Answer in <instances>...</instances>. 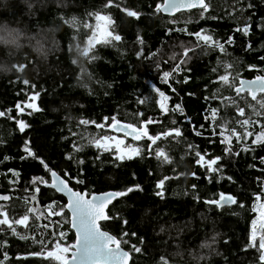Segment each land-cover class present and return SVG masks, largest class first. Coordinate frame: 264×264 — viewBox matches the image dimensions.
Segmentation results:
<instances>
[{
	"label": "trees",
	"instance_id": "16d2710c",
	"mask_svg": "<svg viewBox=\"0 0 264 264\" xmlns=\"http://www.w3.org/2000/svg\"><path fill=\"white\" fill-rule=\"evenodd\" d=\"M162 1L112 0L110 5L108 0L0 1V26H20L31 34L50 30L58 44L45 61H40L36 51L28 46L13 50L0 44V112L5 113L0 116V195L10 197L8 201L0 200V210L6 211L11 220L28 214L27 228L14 227L17 233L31 237L22 240L6 225H0L2 264H52L46 254L31 255L42 250L33 239L43 238L45 253L53 248L55 240L66 245L74 240L66 212L62 215L64 221H59L62 216L48 215L49 206L59 211V206L65 204L64 197L39 181L33 183L35 177L49 182V173L40 159L65 179L67 171L83 180L82 184L72 181L70 185L76 190L92 193L133 187L108 209L110 216L116 218L103 223L104 230L121 239V246L131 254L130 264H261L260 252L249 247L248 234L255 216L254 205L264 202V143L253 144L254 135L239 144L233 138L231 149L238 154H227L228 145L220 142L219 134L212 133L220 132L223 121L243 133L236 121L249 116L264 124V116L251 115L249 105L257 109L258 105L247 92L237 96L217 81L218 75L225 73V63L233 64L234 70L230 71L233 75L239 72L242 79L264 75V26H259L264 25V0H210L205 19L185 18L184 23L174 24L160 13L153 14L155 5ZM249 3L253 7L248 8ZM122 9L141 15L130 17ZM96 13L110 18L108 31L121 35L120 42L89 48L87 38L97 25ZM246 23L251 26L247 35L236 30L243 29ZM183 28L191 32L203 28L221 42L231 36L232 43L225 44L227 54L194 48L188 53L191 59L176 73L169 70V61L165 60L168 47H192L195 43L194 36L176 31ZM249 65L255 68L249 70ZM214 68L217 71H212ZM163 72L172 73L167 82ZM25 80L28 85L23 83ZM156 89L169 97L167 113H161ZM33 91L39 93V110L18 114L17 102L22 105ZM213 93H217L215 98ZM257 96L264 98V94ZM222 97H230L235 103ZM176 105L182 111L175 110ZM237 106L245 108L244 117L237 115ZM213 108L217 109L215 121L211 116ZM112 116L137 127L151 118L158 122L144 125L150 134L179 128L182 135L161 137L151 151L147 147L151 142L143 138L138 144L140 155L118 160L114 149L102 151L89 143L90 138L103 135L102 131L92 124L79 123L82 119L104 123L105 117L111 120ZM17 120L28 125L23 132L19 131ZM249 130L259 132L260 124ZM25 141L40 159L27 155ZM74 144L81 150L75 151ZM245 146L248 151L243 150ZM157 148L164 150L170 163L156 157ZM196 151L207 153L205 159L221 157L220 170L208 173L206 166L200 167ZM69 155L72 159L66 158ZM6 156L9 159H4ZM81 160L83 163H79ZM10 169L19 175H13ZM165 176L168 179L162 189L157 188V182ZM137 184L139 188L134 187ZM34 186L40 188L39 193H34ZM159 191H163V198L156 195ZM220 193L231 194L237 203L223 207L204 203L219 199ZM33 195L35 201L31 199ZM53 200L55 205L51 204ZM29 207H35L36 213H28ZM37 215L41 216L38 221ZM45 224L50 226L45 229ZM61 231L66 234L62 239L58 236ZM123 232L129 235L123 236ZM132 245L141 248V252L133 251Z\"/></svg>",
	"mask_w": 264,
	"mask_h": 264
},
{
	"label": "snow or ice",
	"instance_id": "6c2138e0",
	"mask_svg": "<svg viewBox=\"0 0 264 264\" xmlns=\"http://www.w3.org/2000/svg\"><path fill=\"white\" fill-rule=\"evenodd\" d=\"M112 3V0H108V4L110 5ZM107 6V5H106ZM248 8L253 7L252 4H247ZM198 9L199 10V18L205 19V13L209 12V9L211 8L210 0H163V3H157L155 5V8L153 10V14L156 13H167L169 16H172L175 12H179L181 10H191V9ZM235 10V9H234ZM244 10V5H241L240 11ZM122 11H125L128 16L130 17H136L139 18L141 13L136 11H131L128 9H122ZM215 18V17H212ZM96 21H105L106 23H111V20L108 16L101 15L99 13L95 14ZM176 20L170 19L168 23L174 24L176 23ZM189 21H185V23H188ZM87 27V25H85ZM264 26V25H259ZM249 24H245L243 26V29L237 28V31H243L245 35L248 34V31L250 29ZM169 31H172L171 29ZM176 31L185 32L189 36L195 37V43L192 47H185L181 46L183 48V52L181 56L179 57V63L175 65L173 68V72L178 73L181 70L182 64H187L188 60L191 59V57L188 56V53L191 51H194V48L203 47L205 49H211L213 51L218 50L222 54H227L225 49V44H231L232 43V37L229 36L228 39L224 42H221L213 37V35L207 33L203 28H201L199 31L191 32L188 31L186 28L183 29H176ZM103 33V39H96L95 37V31H93V35L89 36L88 43L89 48L94 46V44L99 43H105V44H111L112 42H120L122 37L121 35L115 33L114 31H108L106 28L102 29ZM137 41H139L141 44L143 43V40L140 36H137ZM89 49L86 48L84 50V55H88ZM139 55V53H138ZM95 57H91V59H94ZM176 56L170 57V59H176ZM261 59H264L262 57ZM225 69V73L218 75L217 81L220 82L223 86H226L227 88L233 90L237 96H241L242 93L247 92V94L251 97L253 101H256L257 107L249 105V107L252 108V116L261 117L264 116V98L257 99V93H264V75H256L254 79L247 80L242 79L239 76V72H236L235 75H233L232 71L234 70V65L231 63H225L222 65ZM159 67V65H157ZM255 68L254 65H249V70ZM212 71H217V69H212ZM170 72H163V79L165 82H167V78L171 75ZM188 77H185V82H187ZM236 80H239V84L237 85L235 83ZM25 85H28L29 82L27 80L23 81ZM33 89H35V85H31ZM158 92V95L160 97V100L157 101L159 104V108L161 110V113H167L168 107H167V100L169 97H167L164 92L159 91V89H156ZM219 91V90H218ZM217 93H213V97ZM30 101H35V99L39 96L38 92L33 91L31 94H28ZM243 98V97H242ZM207 99V97H206ZM223 100H231L230 97H222ZM25 104V107L32 109L33 111H38L39 108L34 102H23ZM231 103H235L234 100H231ZM245 104H247V100H245ZM16 108L19 112H23V108H21V102H17ZM175 110H181L179 105L175 106ZM236 113L239 117L245 116V108L244 107H236ZM5 113L0 112V116H4ZM137 115H143L142 113H138ZM211 116L213 121H215V118L217 116V109L213 108L211 111ZM105 123H97L95 121H89V120H80L81 125H89L92 124L97 129H105L106 127L109 128L112 132H118L123 133L125 137H131L134 141H139L143 138H147L148 141L151 143L147 145L148 149L152 150V145H155L161 137H168L172 136L173 134L176 137H179L182 135L179 128H172L168 131L158 133L156 135H152L149 133V130L146 126V124H152L157 123L158 121H154L151 118L142 121L141 126L137 127L136 124L133 123H125L118 120L115 116L111 117V123L108 124V117H105ZM207 119V117H206ZM17 127L19 128L20 132H23L28 125L23 120H17ZM176 122L173 121V124ZM228 121H223L220 125V132L217 133L215 130L213 131L212 135L219 134L221 137L220 142L227 144L228 147L225 148V153L227 154H238L233 153L231 149V144L233 138H235L236 142L239 144L242 141H246L248 137L255 136V139L252 140L253 144L256 143H264V124H261L259 120H253L251 119V116L248 118H244L241 120H237L236 123L243 129V133L237 131L236 127H228ZM254 124H260L261 130L259 132L250 131L249 128ZM203 127V125H201ZM196 135H201L200 132H195ZM73 135H76V133H73ZM89 143L97 148L98 150L102 151H111L113 147L115 148V158L118 160H123L125 158L131 159L134 155H140V149L138 147H133L131 145H125V141L123 139L118 138L117 136H109L107 134L100 135L99 137H92L89 139ZM190 149L192 148V145L188 146ZM127 149V150H126ZM74 150L80 151L81 146L74 144ZM244 151H248L249 149L247 146L243 148ZM24 151L27 153L28 156H32L34 159H40L39 157H36L35 153L28 147V141L24 142ZM155 155L157 158L163 157L164 162L170 163V157L167 156L163 149L157 148L155 150ZM195 155L198 157L196 160V163L200 165V167L206 166V171L208 173H215L220 170V166L218 165V161L221 159L219 156H215L209 159H205V154H201L199 151H196ZM67 159H72V157L69 155L66 157ZM4 159H9V157H4ZM97 159H99V156H97ZM261 161L264 162V157L261 158ZM40 163L44 166V169L47 173L51 176V183L44 180L43 177H35L33 179V183L35 185L36 181H39L40 183L44 184L47 187H50L54 189L56 192L63 194L67 197V202L64 205L59 206V211H56L55 209H52L49 206V216H62L66 215L65 208L67 209V213L71 214V227L75 229L76 239L75 242L71 245L61 244L58 241L53 242V248L51 250L46 251L47 245L44 243L43 238L39 241L33 239L34 243H39L41 245V253H32L31 255H42L46 254V257L51 258L58 262V264H128L129 261V252L124 251L121 248V239H118L115 235L110 234L108 231L104 230V224L102 222L108 221L110 219H115L116 217L110 216L109 212L106 211L108 209L109 204L112 203V201L118 197H122L127 195L128 192L133 191V187H129L125 190L121 191H110V192H103L100 194L91 193L88 191L83 190H76L73 187L70 186L73 180H75L76 184H82L84 181L77 179L76 177H72L70 173L67 171L64 172V176L67 177V179L61 178V176L53 169L49 168L48 164L45 163L43 159H40ZM79 163H83V161H79ZM216 166V167H214ZM13 173V175L18 176L19 174L15 172L14 170H9ZM195 175V173H193ZM168 177L165 176L163 179L159 180L156 184V187L159 189H162L164 181L167 180ZM10 183H15V181H9ZM135 188H139L140 186L137 184L134 186ZM192 188L195 189L196 185H192ZM40 188L38 186H34V193H39ZM156 195L163 198V191H159L156 193ZM198 199V197H196ZM10 197L8 195H0V200L8 201ZM33 201L36 200V196L33 195L31 197ZM257 200H260V196H256ZM27 203V200L25 201ZM205 204L210 205H216L217 207H223L225 204H235L237 203L236 199L231 194H225L220 193L219 199L214 200H205ZM52 205L56 204V201H51ZM240 207H243L241 204ZM3 206L0 205V209H2ZM257 208H253V211H257ZM35 207H29L27 209L28 213H36ZM259 211H260V217L262 220H264V203L259 205ZM0 225H6L7 230H11V232L14 235H18L20 239L26 240L30 239L31 237L27 235H21L16 232L15 225H22L26 228L28 227L29 222V215L24 214L21 215L19 219L11 220L8 216V213L4 210H0ZM41 216L37 215L36 220H40ZM124 223H127V221H124ZM253 227L256 225V221H252ZM50 225L45 224L43 225V228H48ZM53 237L57 236V233H52ZM66 234L61 231L58 233L59 238H63ZM123 236H128L129 233L123 232ZM131 235H135V233H132ZM7 243L6 241L4 242ZM123 243H128L127 240H124ZM252 246L255 247V232H253L252 237ZM259 249H260V256L259 260L261 261V264H264V235L260 237L259 240ZM71 251V258L69 259L68 253ZM132 250L139 253L141 252V248L137 247L136 245H132ZM4 259L7 260L8 256L7 253L4 254ZM163 259V258H161ZM2 264V262H0ZM166 264V262H165Z\"/></svg>",
	"mask_w": 264,
	"mask_h": 264
},
{
	"label": "rangeland",
	"instance_id": "374dc122",
	"mask_svg": "<svg viewBox=\"0 0 264 264\" xmlns=\"http://www.w3.org/2000/svg\"><path fill=\"white\" fill-rule=\"evenodd\" d=\"M2 1L5 2V0H2ZM23 1L27 2V0H23ZM189 13H192V11L185 12V13H178L174 17H167V18H170L172 20H176L177 22H181V23H184L185 18L187 20L199 18V11L195 15H190V16L187 15L185 17H181L183 14H189ZM105 28L108 30V23H106L105 21L97 22V25H96L95 30H94L96 39H103L104 38L103 33H102V29H105ZM48 31L39 30V31L31 34V33L26 32L20 26L11 27V26H8L7 24L3 23L0 26V44L5 46V47H9L13 50L28 46V47L34 49V51H36V53H37L36 56L38 57V59L40 61H45L50 54H53L56 51L57 46H58L57 40L55 39L54 36H52V34L50 33V30H48ZM182 45L185 47H188V45H185V44H182ZM182 45H179L176 47L175 46H169L168 47V50L165 53V58H166L165 60L169 61V62H167V66H169V70H172L174 68V66L177 63H179V57L181 56V54L183 52V48L181 47ZM164 52H165V50L163 49L161 51V54ZM173 56H176L177 58L176 59H170V57H173ZM257 98H259V97L257 96ZM249 99L252 100L250 96H249ZM27 102H34L37 105V98L35 99V101H30L28 99ZM253 102H256V101H253ZM21 108H23V112H21V113L33 112L32 109L25 107L24 103L21 105ZM107 123L110 124L111 120H108ZM99 130L102 131L104 134H107L109 136H117L118 138L123 139L125 141L126 146L131 145L133 147H138L139 142H141V140H142L141 139L139 141H134V140H132L131 137H125L123 135V133L121 135L118 132H112L107 127L103 130H101V129H99ZM113 149L115 150L114 147H113ZM134 156H136V155H134ZM262 203H264V202H261L258 205H254V207L258 209L257 211H255V216L253 219L256 221V225H255V227H253V225L251 223L250 229H249V234H248V241H249V245H250L249 247L254 249L256 252H260L259 240H260V237L262 235H264V220L261 219L260 211H259V205ZM16 219H18V218H16ZM67 220H68V217H67ZM59 221H64V217L63 216L60 217ZM253 232H255V245H256L255 247L252 246ZM67 255L69 256V253ZM49 261H51L52 264H58L57 261H55L51 258L49 259Z\"/></svg>",
	"mask_w": 264,
	"mask_h": 264
},
{
	"label": "water",
	"instance_id": "95a60500",
	"mask_svg": "<svg viewBox=\"0 0 264 264\" xmlns=\"http://www.w3.org/2000/svg\"><path fill=\"white\" fill-rule=\"evenodd\" d=\"M162 3H163V1H162ZM193 10H197V9H195V8H193V9H191V10H181V11H179V12H175L174 14H172V16H169L167 13H163V12H161L160 14L162 15V16H164V17H174L175 15H177L178 13H185V12H189V11H193ZM246 79V78H245ZM251 79H254V77L253 78H249V79H247V80H251ZM238 84H239V81H238ZM237 84V85H238ZM260 94H264V93H257V95H260ZM59 174V173H58ZM60 175V174H59ZM61 176V175H60ZM61 178H63L62 176H61ZM63 179H65V178H63ZM49 183H51V176H50V174H49ZM71 186V185H70ZM52 189V188H51ZM52 190H54V189H52ZM55 191V190H54ZM110 191H114V190H107V191H104V192H110ZM56 192V191H55ZM57 194H59V195H61L62 197H64V199H65V204H66V202H67V197L66 196H64L63 194H61V193H58V192H56ZM92 193H95V194H100V193H103V192H92ZM118 198H120V197H118ZM118 198H116V199H118ZM116 199H114L113 201H112V203L111 204H109V206H108V209L113 205V203L115 202V200ZM231 205H233V204H225L224 206H231ZM108 209H106V211L108 212ZM65 211L67 212V209L65 208ZM68 214V224H69V229L73 232V234H74V240H73V242L71 243V244H73L74 242H75V239H76V234H75V229H73L72 227H71V223H70V221H71V214L70 213H67ZM105 222H107V221H105ZM102 223H104V222H102ZM70 244V245H71ZM121 248H122V250H124V251H126L122 246H121ZM71 251L72 250H70V252H69V259L71 258ZM129 256H130V258H129V261H128V264H130V262H131V254L129 253Z\"/></svg>",
	"mask_w": 264,
	"mask_h": 264
}]
</instances>
